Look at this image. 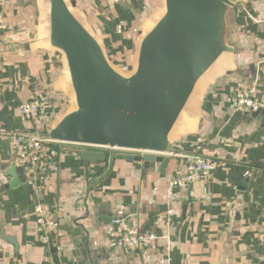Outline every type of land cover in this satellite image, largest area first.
Wrapping results in <instances>:
<instances>
[{"label":"crops","instance_id":"crops-1","mask_svg":"<svg viewBox=\"0 0 264 264\" xmlns=\"http://www.w3.org/2000/svg\"><path fill=\"white\" fill-rule=\"evenodd\" d=\"M65 1L124 75L163 7V0ZM48 12L47 0H0V167L21 166L27 178L13 187L0 170V264H264V111L254 115L230 99L252 91L264 104V0L242 5L235 53L199 80L169 135L178 153L214 166L206 179L175 189L168 180L180 161L172 156L165 167L113 158L89 164L68 144L50 164L18 163L10 138L32 129L21 104L45 97L44 131L75 108L64 57L49 44ZM115 219L154 241L113 251Z\"/></svg>","mask_w":264,"mask_h":264},{"label":"water","instance_id":"water-1","mask_svg":"<svg viewBox=\"0 0 264 264\" xmlns=\"http://www.w3.org/2000/svg\"><path fill=\"white\" fill-rule=\"evenodd\" d=\"M47 1L49 44L64 57L75 108L45 137L109 149L108 156L79 151L89 164L113 158L165 167L167 156L178 153L169 135L197 83L223 54L235 53L234 23L248 0H163L164 12L142 36L128 75L113 68L65 0ZM0 170L13 187L27 180L21 166L4 163Z\"/></svg>","mask_w":264,"mask_h":264},{"label":"built area","instance_id":"built-area-1","mask_svg":"<svg viewBox=\"0 0 264 264\" xmlns=\"http://www.w3.org/2000/svg\"><path fill=\"white\" fill-rule=\"evenodd\" d=\"M2 1V0H1ZM123 0H107L112 5ZM6 28L3 15L0 13V32ZM231 103L238 108L245 109L250 113H255L264 109V104L259 101L252 91L235 90L231 94ZM48 109V102L45 97L40 96L29 100L18 108V114L32 124V129L23 134H15L10 138L12 150L16 160L21 165L38 166L46 165L55 161L58 156L57 147L68 145L56 143L45 137L47 131L44 127V118ZM78 151L101 152L109 154V149L95 146L73 145ZM122 154H140L130 151H113ZM180 163L176 166L174 173L168 180V188H185L195 182L206 179L214 169L210 160L196 154L177 153L171 155ZM40 212V211H39ZM37 231H44V220L42 217L37 219ZM114 231L109 242V247L116 252L139 251L149 247L154 241L155 236L152 234L140 235L135 227L128 226L123 220H112Z\"/></svg>","mask_w":264,"mask_h":264},{"label":"rangeland","instance_id":"rangeland-1","mask_svg":"<svg viewBox=\"0 0 264 264\" xmlns=\"http://www.w3.org/2000/svg\"><path fill=\"white\" fill-rule=\"evenodd\" d=\"M164 12V8L162 7L160 13L162 14ZM105 153H108V152H105Z\"/></svg>","mask_w":264,"mask_h":264},{"label":"trees","instance_id":"trees-1","mask_svg":"<svg viewBox=\"0 0 264 264\" xmlns=\"http://www.w3.org/2000/svg\"><path fill=\"white\" fill-rule=\"evenodd\" d=\"M128 71H129V69H128Z\"/></svg>","mask_w":264,"mask_h":264}]
</instances>
